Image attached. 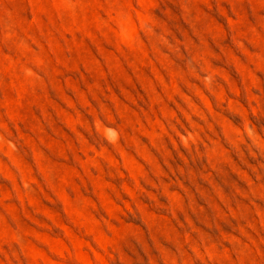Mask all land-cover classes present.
<instances>
[{"label":"rangeland","instance_id":"1","mask_svg":"<svg viewBox=\"0 0 264 264\" xmlns=\"http://www.w3.org/2000/svg\"><path fill=\"white\" fill-rule=\"evenodd\" d=\"M0 264H264V0H0Z\"/></svg>","mask_w":264,"mask_h":264}]
</instances>
